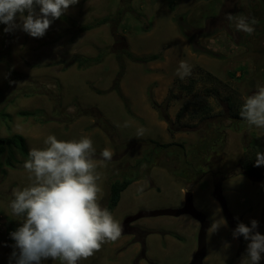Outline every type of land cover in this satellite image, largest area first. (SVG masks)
<instances>
[{
	"label": "rangeland",
	"instance_id": "rangeland-1",
	"mask_svg": "<svg viewBox=\"0 0 264 264\" xmlns=\"http://www.w3.org/2000/svg\"><path fill=\"white\" fill-rule=\"evenodd\" d=\"M250 8L248 13L246 0H78L65 15L53 21L42 38H32L19 29L5 33V25L0 24V112L11 116H0V137L20 133L25 137L28 151L44 147L49 134L60 140L88 136L97 155L105 148L111 149L114 153L111 161L97 168L102 174L100 203L107 199V186L112 180L134 178L112 212L120 223L140 211L180 207L191 183L193 204L206 215L210 226L220 217L226 219L211 192L217 175L236 165L244 120L234 117L223 101L208 97L211 116L199 120V116L185 115L186 125L179 127L175 114L188 97L180 95L168 107L163 102L173 81L179 78L176 70L181 60L192 65L193 74L199 65L226 82L242 104L258 84L264 85V16L257 11L254 1ZM118 11L122 12L125 27L118 28L115 35L106 24L76 32V25ZM227 13L255 17L259 23L254 26V33L238 31L226 20ZM139 26L142 30H136ZM121 35L133 53L161 52L163 56L145 64L124 59L125 74L120 90L127 104L111 88L118 65L110 50L120 47L115 41ZM98 50L110 51L101 63L87 68L69 63L74 54L89 56ZM4 60L12 64L11 77ZM148 93L156 107L151 105ZM20 109H40V112L24 118L16 115ZM139 128L147 129L143 136H137ZM215 139L217 155L209 153L199 158L200 145L204 142L202 146H210ZM152 141H175L182 147L152 151L147 161L142 157L150 153ZM184 158L195 165L187 164L185 178L176 175L185 169ZM16 159L14 166L0 165V264H10L11 245L15 242L9 233L22 221L9 207L12 191L29 183L23 168L28 158L17 152ZM139 159L143 163L138 167ZM193 169L200 171L193 173ZM202 169L205 173H201ZM223 183V195L235 222L233 227L227 224L216 232L209 226L204 264H240L248 241L242 236L233 238L237 223L250 226V221L255 219L256 231L264 235V221L260 224L264 216V180L251 182L238 174ZM133 225L139 227L137 234L125 233L120 238L137 236L142 239L138 248L133 247L123 257L114 259L109 256L114 253L117 241L105 243L79 264H132L135 250L137 255L144 251L157 264H185L196 250L199 224L187 214L142 217ZM145 228L151 232L142 238ZM226 242L229 247L224 246ZM259 264H264V254Z\"/></svg>",
	"mask_w": 264,
	"mask_h": 264
},
{
	"label": "clouds",
	"instance_id": "clouds-1",
	"mask_svg": "<svg viewBox=\"0 0 264 264\" xmlns=\"http://www.w3.org/2000/svg\"><path fill=\"white\" fill-rule=\"evenodd\" d=\"M77 3L78 0H0V24L5 25V33L19 29L32 38H42L53 21ZM225 18L248 35L259 23L255 17L245 15L227 13ZM192 74V65L181 60L176 75L184 80ZM239 115L249 126L264 128V85L258 84L256 91L244 98ZM146 131L139 128L137 136ZM43 143L42 148L29 149L23 163L29 183L13 189L9 201L12 214L22 217L20 226L9 233L15 242L11 245L10 264L12 260L15 264H79L105 243L117 241L123 232L120 221L100 203L102 174L97 168L111 161L114 153L103 149L98 162L93 140L88 136L60 140L49 134ZM255 158V167L264 165V152H256ZM222 226L226 227L227 221L220 217L210 228L216 232ZM257 228L258 222L253 219L250 226L237 223L232 232L234 239L242 236L248 241L240 264H259L262 259L264 235ZM224 246L230 245L226 242Z\"/></svg>",
	"mask_w": 264,
	"mask_h": 264
},
{
	"label": "trees",
	"instance_id": "trees-1",
	"mask_svg": "<svg viewBox=\"0 0 264 264\" xmlns=\"http://www.w3.org/2000/svg\"><path fill=\"white\" fill-rule=\"evenodd\" d=\"M108 25L112 28V35H115L118 28H123L125 25L122 20V12L118 11L114 15H104L100 17H95L91 21L76 25V32H84L91 30L93 28H97L101 25ZM136 30H142V28L136 27ZM115 43H120V47L117 49H111L110 51L114 52L115 60L118 65V70L113 78L112 89L118 94V96L125 101V98L120 90V82L122 77L125 74V63L124 59H128L131 62L145 64L154 60H161L163 58L161 52L147 53V54H135L133 53L125 42L124 37L121 35L119 39L115 41ZM108 50H98L95 55H82V54H74L71 56L69 63L75 64L78 68H87L92 65L101 63L105 56L110 52ZM1 60V56H0ZM6 64V70L9 73L10 77L14 74V69L10 61L4 60ZM197 71L194 72L193 75L189 76L186 82L181 81L179 78L175 79L169 89L168 95L165 98L163 104L165 107H168L176 98L180 95L188 97L183 100L181 105L179 106L176 114H175V122L179 127L185 126L186 123H183V117L185 115H190L192 118L199 116V120H205L208 116H211L212 106L208 103L207 98L213 97L216 100L223 101L227 107L233 112V116L241 119L239 115V109L242 106V103L237 100L236 96L232 93L230 86L220 80L216 75L212 74L209 71L204 70L201 66H196ZM229 75L234 76L233 72H229ZM97 92H101L97 90ZM149 100L151 105H156L148 93ZM127 104V103H126ZM156 107V106H154ZM40 112V109H32L25 110L20 109L16 111V115L28 118L30 116H36ZM0 116L11 117L9 113L2 111L0 112ZM154 142V141H152ZM205 143L203 142L200 145V151L197 153L198 157L203 155L204 157L210 153V146H202ZM170 146H179L182 147L181 143H177L175 141H171L169 143H158L154 142L153 147L148 155L143 156L144 160H150L152 157L151 152L157 151L162 148H167ZM204 147V148H203ZM202 148V149H201ZM20 153L23 156L28 158V150L25 144V137L17 132H11L5 137H0V165L3 163L8 166H14L16 159V153ZM5 155V158L2 159L1 156ZM211 154V153H210ZM97 158H100V155L96 154ZM183 158V155H182ZM185 159V169H180L178 174L182 175L184 178L187 176V168H189V163ZM139 166H142L143 160L139 159ZM188 164V166H187ZM192 166H195L192 164ZM195 168V167H194ZM248 169V168H246ZM184 170V171H182ZM193 173H199L200 170H192ZM248 171L252 175H259L258 173L252 172L248 169ZM203 173V169L201 170ZM133 177H123L121 179H114L108 185V195L106 199V203L104 207H107L109 211L113 212L114 208L118 204L122 191L127 188L131 182H133ZM142 232L145 235L150 233L151 231L148 229H142ZM175 237L179 238V235L173 234Z\"/></svg>",
	"mask_w": 264,
	"mask_h": 264
},
{
	"label": "flooded vegetation",
	"instance_id": "flooded-vegetation-1",
	"mask_svg": "<svg viewBox=\"0 0 264 264\" xmlns=\"http://www.w3.org/2000/svg\"><path fill=\"white\" fill-rule=\"evenodd\" d=\"M246 1H247V7H248L247 12L248 13L252 10L251 8L253 6L250 8V4L251 2L254 1L255 6L257 7V11L259 13L261 12V14L264 16V0H246ZM243 123L245 125V128H244V132L242 133L241 151L238 154L236 165L233 169H230L229 171H227V173L225 174L222 173V174L217 175L215 180L220 176H225V179H226L227 177L229 178V177H232L238 174H243L246 178L248 177L247 179H249L251 182H262L264 180V178L260 181H255L252 179L253 177H263L264 176V165L259 166V167L254 166L255 159H256L255 158L256 152L258 151L264 152V128H256L254 126H249L246 123V121H244ZM217 144L218 142L216 139L212 141L210 145V153H214V155H217V150H218ZM189 167H192V162H189ZM246 168H248L252 172L258 173L259 175H252ZM187 189H190V190L192 189V183L188 185ZM234 220L235 218L233 216L231 220L229 221L226 220V221L229 226L233 227L234 222H235ZM135 221L136 220H132L125 224L121 223L123 227V231H126V233H129L135 236L137 234L136 231L139 230V227H137V225H133V222ZM263 221H264V216L261 217L260 224H262Z\"/></svg>",
	"mask_w": 264,
	"mask_h": 264
},
{
	"label": "water",
	"instance_id": "water-1",
	"mask_svg": "<svg viewBox=\"0 0 264 264\" xmlns=\"http://www.w3.org/2000/svg\"><path fill=\"white\" fill-rule=\"evenodd\" d=\"M264 178L263 177H253L252 179L255 181H260ZM225 179V176L218 177L213 183V189L211 192L212 197L217 201L220 206V209L225 216L226 220H231L233 215L230 212L227 201L223 195L222 190V182ZM182 214H187L195 219L198 224V230L196 235V250L192 255L191 259L186 264H204L203 259L206 254V234L207 230L210 226V222L206 215L195 208L192 200V192L190 189H187L184 193V200L183 204L177 208H162V209H154V210H144L140 211L134 215H130L126 217L122 224L128 223L132 220H137L142 217H153V216H160V215H168V216H179ZM126 233V231H123Z\"/></svg>",
	"mask_w": 264,
	"mask_h": 264
},
{
	"label": "crops",
	"instance_id": "crops-1",
	"mask_svg": "<svg viewBox=\"0 0 264 264\" xmlns=\"http://www.w3.org/2000/svg\"><path fill=\"white\" fill-rule=\"evenodd\" d=\"M100 165H102V164H100ZM107 189H108V186H107ZM107 195H108V192H107ZM105 203H106V200H105V202H102L101 205L104 207ZM127 234H129V233H127ZM129 235H131V234H129ZM145 236H143L142 238H144ZM141 242H142V239L138 238L137 236L134 239H132V238L130 239L129 236L128 237L127 236L122 237V238L118 239L117 242L114 244V247H113L114 253L112 255H110L109 258L115 259V258L123 257L124 254L129 249H131L133 247L138 248V246H139L138 244H140ZM131 259H133V262H131L132 264H157V261L154 259H151L144 251H142L139 255H137V250H135L134 255L132 256ZM112 262H114V261H112ZM187 262H183V263L186 264Z\"/></svg>",
	"mask_w": 264,
	"mask_h": 264
},
{
	"label": "bare ground",
	"instance_id": "bare-ground-1",
	"mask_svg": "<svg viewBox=\"0 0 264 264\" xmlns=\"http://www.w3.org/2000/svg\"><path fill=\"white\" fill-rule=\"evenodd\" d=\"M256 144V143H255ZM228 178V177H227ZM248 178V177H247ZM224 184V183H223ZM235 221V220H234Z\"/></svg>",
	"mask_w": 264,
	"mask_h": 264
}]
</instances>
